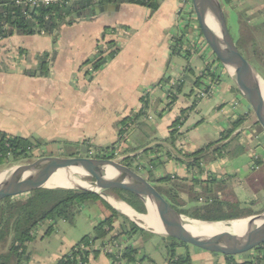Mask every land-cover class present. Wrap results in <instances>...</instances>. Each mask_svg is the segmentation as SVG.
I'll return each mask as SVG.
<instances>
[{
  "label": "crops",
  "instance_id": "1",
  "mask_svg": "<svg viewBox=\"0 0 264 264\" xmlns=\"http://www.w3.org/2000/svg\"><path fill=\"white\" fill-rule=\"evenodd\" d=\"M233 1L236 8H229L239 16L238 42L248 35L264 48V0L261 5L254 0ZM109 6L114 8L64 26L54 36H15L0 43V132L40 139L46 144L44 152L57 157L64 153V143L78 144L80 150H86V145L110 147L119 140V122L143 109V90L164 80L182 79L190 65L183 90L171 109L164 111L163 93L156 90V107L148 113L152 119L143 116L138 120L122 152L133 149L135 152L130 155L135 156L156 145L170 148L166 141L174 122L181 119V137L176 147L184 156L194 154L210 144L218 145L223 133L241 117H246L231 139L222 143H230L226 156L206 164L205 175L213 178L214 185L222 186L218 193L227 195L224 199L229 215L255 214L257 209L253 202L257 199L262 201L264 211V187L258 184L259 178H255L264 167V131L253 119L249 104L226 68L218 69L221 78L216 77L220 82L214 94L205 100L197 97L198 89L206 84L204 79L198 86L195 84L204 69L203 59L172 56L171 39L180 0H161L155 13L132 4ZM112 40L116 41L119 54L90 78L86 61L104 41ZM44 53L52 56L49 76H26L24 71L36 69L37 57ZM168 160L165 153L161 154L154 169L155 177H175L169 185L176 182L177 186L178 180L187 182L193 173L187 165ZM187 196L181 194L184 200ZM110 197L113 206L120 210L118 213L139 227L146 225L134 217L133 212L129 213L126 203ZM88 209L91 228L111 215L101 203L92 204ZM122 222L117 221L116 229ZM150 237L155 242L156 238H166L143 229L129 245L144 256L142 247ZM75 245L65 237L50 258H31L30 264H57ZM189 251L193 264H228L223 255L198 249ZM242 258L236 257L237 262H244ZM89 264L112 262L101 253L92 256Z\"/></svg>",
  "mask_w": 264,
  "mask_h": 264
},
{
  "label": "trees",
  "instance_id": "2",
  "mask_svg": "<svg viewBox=\"0 0 264 264\" xmlns=\"http://www.w3.org/2000/svg\"><path fill=\"white\" fill-rule=\"evenodd\" d=\"M221 1L223 8H236L233 0ZM122 4L147 7L152 13H155L160 7L161 0H115L104 2L100 5L118 6ZM94 7L95 5L92 3V0H61V3L48 7H41L33 13L29 12L30 17L28 18L24 15L23 9L17 5L15 0H0V43L15 36H54L59 33L62 27L72 26L81 20L87 19L88 17H84V14ZM107 31L109 30H106V32ZM180 44L181 41L177 40L175 45L172 46V56H185L188 59L189 57L191 58L192 55L188 51L182 53V51L178 50L180 49ZM97 50L98 52L85 63V65L92 68L95 73H98L120 52L116 41L113 40L104 41ZM37 59L38 67L34 70H25L24 74L31 78L48 77L50 74L49 64L52 56L48 53H44L43 55H39ZM189 71H191L190 65L185 70L183 78L171 87L173 104L178 100L177 96L183 90L185 75ZM207 71L212 80L216 81L218 74L210 73L209 69ZM257 72L264 79L258 70ZM87 75L90 78L94 77L89 70ZM201 80L202 77L198 78L195 84L198 86ZM163 82L170 83V80H164ZM143 116H145V113L141 110L137 114H133L119 122L117 125L119 140L112 146L99 148L86 145V147L95 149L98 152L97 158L99 159L115 160L125 140V129L132 122H135L137 126L138 120ZM245 121L246 117H241L238 121L233 123L232 128L223 133L218 145L210 144L203 150L184 156L176 147L181 137V134H179V127L182 125L181 119H177L172 126L170 138L166 141L170 148L156 145L140 153L147 164L153 167V169L147 171V180L155 186L157 191L173 209L181 211L182 214L195 220L222 222L225 220L232 221L244 219L256 215L250 212L234 216H213L215 211L214 205L210 203L214 202L213 200H210V202L207 201L206 204L200 206L197 205V199L193 200L192 204L183 201L174 188L170 187L165 189V187L162 186L168 185L172 181L170 175L161 179H157L154 175L156 164L161 160V154L163 153L168 156L169 160H176L180 164H186L190 170H193L195 167H200V162L202 160H221L226 156L230 146V143H222L231 139L236 130H238ZM45 147L46 144L40 139L11 136L0 132V168L33 158L35 151L42 152ZM63 147L64 154H66L68 150L72 151L70 155H64V157H79L83 152L80 150V145L78 144L64 143ZM69 147H71V149H69ZM133 152H135L133 149H127V151L122 152V155L125 156L123 163L129 167L133 166L134 160L138 156V154L131 156L130 154ZM151 154H154L155 157L152 158L151 156L153 155ZM106 194L116 197L119 201L126 203L139 213H146L144 203L128 191L114 189L106 191ZM215 199V202H217L218 198ZM91 203H102L105 208L111 212V215L94 228L93 236L84 237L65 254L57 264H89L92 256L97 257L101 254L99 249L92 250L96 244L99 243L100 247H104L106 243L113 241L120 242L127 240L130 242L134 236L143 232L142 228L131 222L127 217L118 213L99 195L93 192L85 190L40 189L27 194L25 198H8L0 202V264H30L31 256L29 254V247L36 240L40 228L49 224L46 235H50L55 231V227L59 222H74L77 214L80 213L86 205ZM216 205L224 206L221 203H215V206ZM185 206L188 208L181 210V208ZM119 220L123 222L120 227L116 229L115 224ZM163 240L166 245L165 262L167 264H193L189 251L190 247L187 244L174 239H171L170 242H166V238H163ZM84 248H91V250H85ZM138 253L139 250L129 245L124 251V259L128 261V264H136L138 261L137 258L139 257ZM107 257L113 260V256L107 255ZM226 259L228 264H264V245L250 252L244 262H237L235 257H226Z\"/></svg>",
  "mask_w": 264,
  "mask_h": 264
},
{
  "label": "water",
  "instance_id": "3",
  "mask_svg": "<svg viewBox=\"0 0 264 264\" xmlns=\"http://www.w3.org/2000/svg\"><path fill=\"white\" fill-rule=\"evenodd\" d=\"M193 9L197 18L198 27L214 55L221 65L232 75L236 87L249 104L257 123L264 131V85L257 70L249 63L239 51L233 39L226 14L221 0H192ZM113 6H95L84 14V17L99 15L113 9ZM213 18L217 30L210 25L208 16ZM230 68L235 70L233 75ZM110 168L116 175L118 186L106 188L104 181L108 180L104 171ZM12 171L4 187H0V202L8 198H15L30 194L40 189H66L48 188L49 182L60 174L75 178L79 175H88L94 180L95 189L76 188L66 190H85L99 195L109 205L113 200L106 191L120 189L128 191L139 198L145 205L146 213H139L131 206L126 205L129 213L142 220L145 224L153 223L154 227L143 229L153 231L166 238L191 245L202 251L221 254L225 257H238L254 251L264 245V214L244 218L252 219L245 225V235L240 237L230 231H221L217 235L197 237L188 229L194 223L199 227L214 226L222 222H204L195 220L173 209L163 196L144 176L131 167L113 159H99L89 157H43L31 163L19 165L10 170L0 172V176ZM28 176V177H27ZM153 207H150V206ZM114 207V206H113ZM120 211L116 207L114 210ZM232 220L228 223H232ZM230 229L233 227L230 226Z\"/></svg>",
  "mask_w": 264,
  "mask_h": 264
},
{
  "label": "rangeland",
  "instance_id": "4",
  "mask_svg": "<svg viewBox=\"0 0 264 264\" xmlns=\"http://www.w3.org/2000/svg\"><path fill=\"white\" fill-rule=\"evenodd\" d=\"M254 1L256 2V4H259V5H261L263 3L261 0H254ZM224 11L226 14L227 23H228L230 33H231L233 39L235 40V42L237 43L239 51L245 57V59L249 63H251L252 66L255 67L261 73V75L264 77V48L261 47V45H259L258 43H256L254 41V39L248 35H245L243 37L242 41L238 42V38H239V33H238L239 16L234 10L230 9L229 7H224ZM195 25L198 26V22H195ZM187 33L190 35V37H192V41H194V36H193L191 30H190V32H187ZM252 114H253L252 117H254L253 119L256 120V122H257V119H256L253 112H252ZM257 125H259V124L257 123ZM69 149H71V147H69ZM81 151H83V152L79 155V157H87L88 156L86 150L81 149ZM71 153H72V151L68 150L66 152V154L63 153L60 155H61V157H64V155H70ZM51 156H58V155H54L53 153H48V152H44V151H42V152L41 151H35L33 158L26 159V160L19 162L17 164H10L8 166H4V167L0 168V172L10 170L11 168L17 167L19 165L31 163V162H33L37 159L43 158V157H51ZM121 159H120V157L116 158L117 161H120L123 163V161ZM215 162L216 161H211V160L204 161V160H202L200 162V167H195V168H193V170H191L193 173L190 175V179L187 182H182L181 180L180 181L178 180L179 184L177 186L175 185L176 182H173V184H171V185L168 184V185L163 186V187H165V189L170 188V187L174 188L177 192H179L178 194L180 195V197H181V194H184L185 196L188 195L187 198H185V200L183 199V201H187L188 203H191L193 200L197 199L198 200V203H197L198 206L204 205V204H206L207 201L210 202V200H213L214 202H210L211 205H214L215 211L213 213V216H216V217H220V216L224 217L226 215L231 216V215H229L230 212H229V209L227 208L226 199H224V198H226L227 195H225V194L219 195V193H218L219 188H221L222 186L218 187L217 185H214L215 183H213L214 182L213 178H211V176L205 175V172H207L206 167H205L206 164L215 163ZM140 174L142 176H144L146 179H148V174H145V173H140ZM172 178H173V176L171 177V179ZM255 178H259L258 184L261 187L262 186L264 187V167L260 170V175H257V176L255 175ZM76 180L81 182L82 184H84L85 185V186H83L84 188H88V189H94L95 188L94 187L95 186L94 181L88 175L82 174V175L76 176ZM173 180L174 179H172V181ZM172 181H171V183H172ZM212 185H214V186H212ZM227 186H226V188H227ZM226 194H229V193H226ZM26 196L27 195H23V196H19V197L25 198ZM217 197H218V200H217V202H215V200H216L215 198H217ZM181 202H182V200H181ZM215 203H217V204L221 203L224 206H219V205L215 206ZM253 203L255 204L254 208L257 209V211L255 212L256 215H254V216L263 215L264 211H262L263 210L262 201L260 199H257ZM92 204H94V203L86 205L87 208L85 210L81 211L79 214H77L74 222H63V221L59 222L57 224V226L55 227V231L50 235H46L49 224L42 226L40 228L37 236H36V240L29 247V254H30L31 258L33 260L36 257H40L42 259L50 258L51 254L55 252L57 245L60 244L61 241L65 237H69L75 244H77L84 237L93 236L94 235V228L90 227L89 223L91 220H90L89 213H88V211H89L88 208ZM187 208L188 207L185 206V207L181 208V210H185ZM235 208H233V209H235ZM233 209H231V210H233ZM230 221L231 220H225L223 222L228 223ZM156 239L157 240L155 242V241H152L151 237H150V239L145 242L142 249L145 250L144 253L146 255H144V256L139 255V257L137 258L138 259L137 262H139L141 264H164L165 259H166L165 241L163 240V238H156ZM170 241H171V239L166 238V242H170ZM188 246L192 250L198 249V248L193 247L191 245H188ZM198 250H200V249H198ZM0 252H1V250H0ZM101 253L104 254L103 252H101ZM214 255H221V254H214ZM248 255H249V253L247 255L245 254L242 256H238V257H243L242 259L244 260V258H245V260H246V257Z\"/></svg>",
  "mask_w": 264,
  "mask_h": 264
},
{
  "label": "built area",
  "instance_id": "5",
  "mask_svg": "<svg viewBox=\"0 0 264 264\" xmlns=\"http://www.w3.org/2000/svg\"><path fill=\"white\" fill-rule=\"evenodd\" d=\"M15 1L17 5L23 9L24 15L28 18L30 17L29 12L33 13L38 9H40L41 7H48L54 4L61 3V0H15ZM108 1H115V0H92V3L95 6H100L101 3ZM140 1H145V0H140ZM195 22H197V18L193 9L192 0H180V7L178 9V14H177V25L175 28L174 35L171 39V44L172 46H174L177 40L181 41V44L179 46L180 49H178L179 51H182V53H186L188 51L192 56H198L203 59L204 69L201 73L202 74L201 77L202 79H204V82L206 84L202 88L198 89L197 97L201 100H205L214 94L220 82L218 79L216 81H212L210 79V75H208L207 70L209 69L210 73H217L218 76L221 78L218 69L224 67L221 65L219 61L217 62L218 59L216 58L213 51L206 43L199 27L195 25ZM190 30L194 36V41H192V37H190V35L187 33L190 32ZM88 70L92 76L96 74L92 68L89 67ZM180 80L181 79L170 81V83L168 84L163 82L153 88H147L143 90L142 111L145 113V116H148L147 117L148 119H152L148 114L149 111L154 110L156 107V99L154 96L155 95L154 92L156 90H160L163 93V98L165 99L164 111H169L173 106L172 103L173 93H171V87ZM135 128H136V123L132 122L125 129L126 130V135L124 137L125 140L123 141L120 150L117 153L116 158L120 157V159L122 158L121 159L122 161L124 160V156L121 154V152L123 151V149L126 148L124 144L129 142L130 135ZM86 152L88 154L87 157L89 158H97L98 156L97 154L98 152L93 148H87ZM131 168L134 169L139 174L147 173L148 170L153 169V167H150L147 164V162L142 158L141 154H138ZM128 246H129V241L127 240H123L120 242L113 241L106 243L104 247H100L98 244H96L92 250L99 249L105 255L113 256V260H111L112 264H128V261L124 259V251ZM85 250H91V248H86ZM136 264H141V263L137 262Z\"/></svg>",
  "mask_w": 264,
  "mask_h": 264
},
{
  "label": "bare ground",
  "instance_id": "6",
  "mask_svg": "<svg viewBox=\"0 0 264 264\" xmlns=\"http://www.w3.org/2000/svg\"><path fill=\"white\" fill-rule=\"evenodd\" d=\"M208 20H209L210 25L213 27V29L218 31L217 26L214 23L213 18H211L210 15L208 16ZM230 71L233 75L235 74V70L233 68H230ZM260 80L262 81V84L264 85V81L262 79ZM10 174H12V171L6 172L4 175L0 176V187H4V185L6 184V180L8 179L7 177ZM104 175L107 177L108 180H111L110 182L106 180L104 181V186L106 188L118 186L116 175L110 168H107L104 171ZM83 186L85 185L77 181L75 178H71L69 175L65 176L64 174H60L56 176L47 185L48 188H66V189L84 188ZM150 207H153V206L151 205ZM251 220L252 219L250 220L238 219V220L233 221L232 223H220V224H217L214 226H208V227H199L198 224L194 223L192 226H189L188 229L191 233H193L197 237L207 238L208 235H217L221 231H226V230L233 232L234 234L240 237H247L245 235L244 228H245V225L249 223ZM152 224H153L152 222L148 223L145 225V227L152 228L154 227ZM230 226H232L233 228L230 229L229 228Z\"/></svg>",
  "mask_w": 264,
  "mask_h": 264
}]
</instances>
